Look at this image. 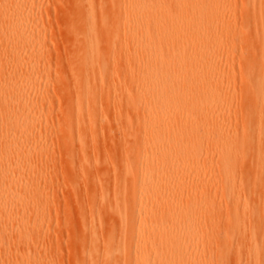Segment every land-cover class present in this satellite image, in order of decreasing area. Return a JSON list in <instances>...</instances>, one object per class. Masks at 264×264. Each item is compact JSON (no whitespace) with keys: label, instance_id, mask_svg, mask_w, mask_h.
Wrapping results in <instances>:
<instances>
[{"label":"bare ground","instance_id":"bare-ground-1","mask_svg":"<svg viewBox=\"0 0 264 264\" xmlns=\"http://www.w3.org/2000/svg\"><path fill=\"white\" fill-rule=\"evenodd\" d=\"M168 1L173 4L169 6ZM78 2L83 58L73 75L76 93L69 113L82 112L84 103L99 96L95 85L109 82L117 101L113 113L129 110L142 126L153 130L115 154L124 184L120 197L103 204L105 211L98 221L102 224L109 217L116 222L106 237L103 257L119 254L116 244L124 242V229L136 226L129 221L133 213L143 228L134 246L142 243L136 257L143 264L180 263L185 259L184 248L193 246L190 264H264V0H234L232 8L219 0H107L108 7L98 11L93 0ZM38 15L35 0H0V211L6 217L0 220V228L3 233L17 230L19 248L0 251L10 259L8 264H48L39 259L34 244L38 222H26L28 215L43 219L41 198L27 173L34 159L42 158L28 147L36 140L30 128L52 125L28 117L34 113L29 111V100L41 67L34 54L41 52L42 37L29 32ZM96 22L104 31L115 28L109 45L96 37ZM116 45L121 53L115 52L110 63L108 49ZM122 53L125 64L119 73L116 64L123 59ZM139 66L142 69L135 72ZM130 72H135V78L127 77L126 86L122 79ZM12 78L19 82L11 85ZM143 113L148 118L140 120ZM85 126L79 135L82 143L99 136H93L97 130L92 123ZM167 127H172L174 136L165 134ZM117 129L122 137L130 133L124 125ZM188 129L192 134H186ZM206 138L215 150L205 164L216 168L212 174L194 173L199 188L187 191L186 207L168 200L173 177L163 163L139 175L140 154L148 156L157 147L175 161L173 168L182 155L195 159L200 141ZM69 140L68 136L66 144ZM105 156L102 161L108 165L116 162ZM69 166L75 170L72 162ZM149 196L156 199L157 213L147 226L151 218L141 219L152 205ZM25 201H31L33 208L21 213L18 204ZM96 227L91 223V229ZM121 262L115 256L110 264Z\"/></svg>","mask_w":264,"mask_h":264},{"label":"rangeland","instance_id":"rangeland-1","mask_svg":"<svg viewBox=\"0 0 264 264\" xmlns=\"http://www.w3.org/2000/svg\"><path fill=\"white\" fill-rule=\"evenodd\" d=\"M93 1L96 11L105 10L108 7L107 0ZM219 2L226 8H232L234 0H219ZM172 4L173 2L168 1L169 6ZM35 7L39 11V15L31 22L29 32L42 37L41 52L38 50L39 52L36 51L34 54L41 67L37 71L39 80L36 90L30 94L29 100V111L34 113L28 117L43 122L48 121L52 124L50 129L45 126L40 128L38 125L37 128H30V131L36 136V140L28 146L35 151L36 155H42L40 160L34 159L32 168L27 170L29 179H33L36 184V195L41 198L39 207H41L43 219L35 220L29 215L26 218L27 223L38 222L36 243L34 241L35 248L39 251L38 257L42 262L46 259L48 264H89L90 260H93L95 264H110L115 256H119L122 261L120 264H143L136 257L138 253L136 250L142 243L136 249L134 248L143 229L137 216L132 217L133 213L129 214V221H135L136 226L128 225L125 229L123 228L124 242L116 244L121 249L119 254L112 253L105 257H103L104 247H107L105 240L109 233L114 231L116 222L109 217L105 218L102 224L98 221H101L105 211L103 204L112 203L118 196L120 197V187L124 184V179L119 171V163L115 157L116 152L122 146L130 147L131 144L139 142L142 136L150 135L153 130L142 126L139 119L129 110H125L119 115L113 113L117 101L116 94L109 82L105 86L97 83L95 85V90L99 95L97 99L90 103H84L82 112L70 114L68 107L71 108L74 103L76 93L73 75L83 58L81 53L83 39L79 27H77L79 25L77 19L79 2L78 0H35ZM95 29L96 37L103 38L104 44L109 45L115 39V28L109 32L104 31L102 24L96 22ZM108 50L107 60L111 63L114 53L119 51L121 53V50L119 45L110 46ZM121 56L124 60L120 58L116 64L119 73L122 70V65L125 64L123 53ZM134 64L140 65L137 62ZM226 68L228 72L230 63ZM139 69H142L141 66L135 69V72ZM135 72H130L122 79L126 86L129 83L127 77L135 78ZM18 82V79L12 78L9 83L16 85ZM68 85H71V87L69 86L71 90ZM132 95H136V93L132 92ZM20 110L17 111L18 117L21 115ZM101 112L102 114H100ZM140 116V120L148 118L146 113ZM228 118L232 119L233 117ZM88 123H92L91 128L97 130L92 133L93 136L96 137L97 134L99 136L95 139H87L82 143L79 140L80 131L86 129L85 125ZM179 124L180 122H177L176 126H180ZM118 125L129 128L130 133L127 137L119 135ZM65 127L66 132L64 133ZM190 131L186 134H192ZM165 134L174 136L175 131L172 127H167ZM68 136L70 142L66 144ZM208 143V138L201 140L197 157L190 159L182 155L178 161L179 165H175L176 167L173 168L171 165L175 161H169L157 147L151 148L152 151H149L148 156L142 154L138 156L139 175L142 176L146 168H156L163 163V168L168 171L169 176L173 177L172 187L168 191V200L185 206L184 203L188 199L187 191L191 188H199L194 183V173L201 170L204 173L212 174L216 168L213 164H205L206 161L211 160L215 150ZM136 154L134 151L131 153L132 159L137 157ZM105 155L116 162L111 163V166L108 165L109 163H106L105 160L102 161V158H106ZM69 161L73 163L75 170L69 166ZM68 166L72 169L71 171ZM158 175L161 177L162 173L159 172ZM235 179L234 177L231 182ZM181 188H184V191H181ZM102 192L104 193L103 199L101 198ZM138 195H141L139 190ZM149 198L153 201L152 205L145 211L141 219L146 222L148 218H151L147 226L151 225V220L157 213L156 199L154 196H149ZM13 203L16 205L17 201L13 199ZM29 203L32 202L25 201L18 204V210H21V213L29 212L33 208ZM5 218L4 212L0 211V220ZM91 223L99 227L91 229ZM2 229L0 228V251L3 249L19 251L15 240L17 230L11 229L9 232L3 233ZM149 241L156 245L153 238ZM234 245L233 243L232 246L235 247ZM195 248V246L184 248L185 259L177 264H190L194 260L192 249ZM97 253L99 254L97 255ZM6 256L0 253V264L10 262Z\"/></svg>","mask_w":264,"mask_h":264}]
</instances>
